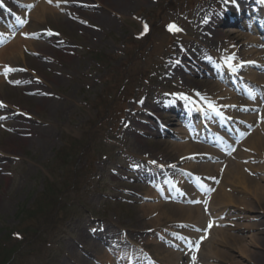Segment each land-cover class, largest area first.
I'll list each match as a JSON object with an SVG mask.
<instances>
[{
  "label": "rangeland",
  "instance_id": "1",
  "mask_svg": "<svg viewBox=\"0 0 264 264\" xmlns=\"http://www.w3.org/2000/svg\"><path fill=\"white\" fill-rule=\"evenodd\" d=\"M76 1H47L50 10L44 20L29 25L38 35L33 48L28 44L20 48L23 56L14 63L11 83L0 81V104L12 115L23 114L3 119L9 114L0 111V264H80L86 253L98 254L97 243L87 241L94 230L108 240L114 237L135 246L155 260L151 264H167L155 245L162 240L149 243L141 234L152 230L140 222L147 213L138 206L137 195L145 188L134 183L138 177L132 169L121 168L127 155L140 151L174 163L185 152L159 144L157 133L137 120L140 116L131 109L171 83L159 76L161 62L165 59L166 64L171 52L178 55L181 40L204 39L199 11L210 5L215 9L220 2L195 0L191 5L188 0L187 6L179 0H97L101 7L93 12L89 4L94 0H80L81 7ZM149 25L154 28L146 35ZM178 25L185 34L172 35ZM155 40L161 44L153 49ZM33 74L41 81L36 85H31ZM199 81L195 77L188 84L195 87ZM34 88L43 90V95L29 92ZM169 120H164L165 129L175 134L179 129ZM144 132L151 135L139 137ZM160 201L165 203L164 197ZM160 201L145 203L156 206ZM161 229L159 236L177 244L182 228L168 223ZM256 234L258 243L247 239L229 250L231 260L211 264H264V230ZM244 250L249 262L239 257ZM200 252L181 257L203 264L200 257L207 250ZM109 261L117 264L113 256Z\"/></svg>",
  "mask_w": 264,
  "mask_h": 264
},
{
  "label": "bare ground",
  "instance_id": "2",
  "mask_svg": "<svg viewBox=\"0 0 264 264\" xmlns=\"http://www.w3.org/2000/svg\"><path fill=\"white\" fill-rule=\"evenodd\" d=\"M107 1L109 2V0ZM125 1L128 0H121L119 2ZM98 3L100 2L98 1ZM94 4H97V2ZM256 7L259 8L258 5ZM49 10V8L39 6L33 13V19H44ZM254 10H257V8H254ZM207 30L208 31L206 33H202L204 39L201 40L200 44H198V46L194 49L193 54L197 56V54L199 55V53L205 52L209 58L206 62H204V65L207 66L214 74H216V68L213 62L214 58L221 61L220 64L222 68L227 72H236L238 70L245 71L246 68L243 65L240 67L235 62V56L232 54L233 52H231V47L222 41L226 35L218 30L212 31L209 25ZM208 32H213V34H208ZM241 37L242 39L245 38L243 36ZM247 42V45H259V42L255 39ZM27 43L21 39L16 40L13 45L8 48L9 51H11V54L4 56L0 53V57H3L0 58V67L3 68L5 64L11 63L14 58H18V48L22 45H26ZM186 47L190 48L191 45L187 43ZM181 53L183 54V51H181ZM184 55L186 54L184 53ZM170 62L173 61L171 60ZM175 63L179 68L178 63ZM168 75L173 76V73H168ZM218 78L220 79L222 77L218 76ZM223 80L225 81L226 78H223ZM249 81L254 82L255 79H249ZM212 88H214L216 93L222 94V97H220L221 99L226 97L227 103L230 101H233L235 104L237 103V99H234V95L223 89V87H220V85H213ZM181 96L185 95H171V98L166 103L149 97L143 101L141 106H136L134 109H131V111L134 112L135 116H140V118H142V123L144 124L145 122L143 120L146 119V116H149L150 111H152L155 115H159L158 112L160 110H171L175 108L177 109V112L174 114L176 115L177 120H179V125L183 126L187 124L184 122V107L188 104V100L191 103V98L194 97L188 95V99L185 100L182 99ZM159 97H161L160 92L158 93V98ZM210 100L212 103L220 105L224 104V102H221L218 99L210 98ZM199 102L202 104L203 100L200 99ZM199 106L201 105L199 104ZM228 106L225 108H228ZM244 106L245 105L242 107ZM201 109L202 108H200V110ZM207 110L208 108L205 109V111ZM247 120L251 121L249 118H247ZM262 132L264 135V127L257 134H254L249 141L240 146L241 150H249L248 154H239V149L233 158H225V164L223 166L190 165L191 161H186L187 158L191 159L193 157L194 160L204 161L205 158H219V155L209 147L198 144L194 145L192 143H187V141L182 144L172 142L166 143V145L171 146L170 151L179 154L185 152V154L180 155L182 160L173 167L166 165L159 167L157 163L163 158L161 156L154 157L150 152L148 154L146 153V155L139 153L131 156L127 161L130 163H140L142 165L140 168L141 180L147 185L149 184V179L152 175L156 174L168 176L172 170H174L177 166H183V164L189 165V169L185 170L186 173H197L200 175L197 177L204 178L203 183L206 185L208 184L207 179H209L206 175H212L214 177L211 184H209L212 190H210L208 194L211 191L213 192L211 197L207 199V197L203 198L201 196H197V207L164 205L162 203L156 206L149 205L145 202L157 197L154 196V192L152 190H148L145 194H143V201H140L138 206H140L143 213H147V216L141 217L140 222H144V225L149 228L151 227L152 229L149 231L148 236L145 232L141 233L147 237L146 241L154 243V240L159 238L157 237V235L159 236L157 232L162 230V225H168V223H174L176 224V227L183 228L180 238H183L190 233L188 231H184L185 229L200 231L208 229L209 232L207 238L197 236L195 234V238L202 241L201 245H203V249L207 250V252L200 257L203 261H205L203 264H211L213 262L220 263L221 260H231V257L228 255L229 250L235 248L234 246H237L239 243L242 244L247 239H249L251 243H258L256 240V233L264 230V139L262 140ZM214 134L216 133L214 132ZM135 136L137 137V135ZM184 139L187 138L184 137ZM135 140L136 144H141L139 138H135ZM247 150H245V152ZM234 157L237 160H249L251 164L244 165L242 163L232 162ZM153 161H155V163H152ZM202 169H206L207 171L200 172L199 170ZM249 173H251L252 176H250ZM179 176L180 177L172 180V184L175 185L177 189L182 190L184 185L182 183L181 176L184 175L180 174ZM165 183V181L156 182V184H154L155 188L153 189L158 190L161 189L162 186L164 187L166 185H170L169 183ZM175 197L178 196L175 194ZM187 201L193 200L188 198ZM212 219L214 220V223L211 222ZM140 231H143V228L139 230V233ZM160 238L163 237L160 236ZM87 241H92L94 244L97 243L96 248H98V254L86 253L82 263L80 264H109L110 256H116L118 260L117 264H147V256L139 253V251L135 250V247L132 245L119 242H109L106 239L96 236L95 234H93L92 238ZM165 243L166 241H163L162 243H159L157 247L162 254H165L166 259L168 260L167 264H187L183 262L180 254L172 252L168 248V246H173L172 243H166L168 245L167 247L164 245ZM185 246V244H182L178 249L183 251ZM223 248L227 251L220 250ZM242 255H244V257ZM239 257L245 261L248 260L249 262V256L245 250L240 252Z\"/></svg>",
  "mask_w": 264,
  "mask_h": 264
},
{
  "label": "snow or ice",
  "instance_id": "3",
  "mask_svg": "<svg viewBox=\"0 0 264 264\" xmlns=\"http://www.w3.org/2000/svg\"><path fill=\"white\" fill-rule=\"evenodd\" d=\"M21 23H24L23 21H21ZM176 30H179V29H176ZM227 62V61H226ZM233 70H235V69H233ZM182 99H185V100H187L188 99V97L187 96H182L181 97ZM0 106H2V105H0ZM210 107H213V110H215V108H214V106H211L210 105ZM217 115H220V113L217 111ZM152 163H155V161H153ZM138 167V166H137Z\"/></svg>",
  "mask_w": 264,
  "mask_h": 264
},
{
  "label": "trees",
  "instance_id": "4",
  "mask_svg": "<svg viewBox=\"0 0 264 264\" xmlns=\"http://www.w3.org/2000/svg\"><path fill=\"white\" fill-rule=\"evenodd\" d=\"M59 162H60V161H59ZM14 259H15V260L17 259V255L14 257ZM14 259H13V263H14V261H15ZM16 261H17V260H16Z\"/></svg>",
  "mask_w": 264,
  "mask_h": 264
}]
</instances>
